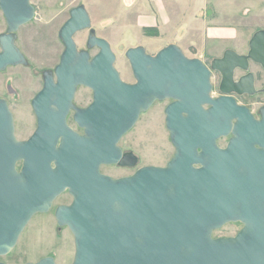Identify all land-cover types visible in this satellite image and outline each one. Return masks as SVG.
Returning <instances> with one entry per match:
<instances>
[{
    "label": "water",
    "instance_id": "95a60500",
    "mask_svg": "<svg viewBox=\"0 0 264 264\" xmlns=\"http://www.w3.org/2000/svg\"><path fill=\"white\" fill-rule=\"evenodd\" d=\"M8 30L0 34V70L26 63L16 31L35 14L31 0H0ZM84 5L71 9L59 36L61 60L44 75L33 99L37 128L26 140L15 136L14 119L0 99V254L10 252L33 217L51 208L65 190L73 195L56 217L75 236L72 264H264V119L232 96L254 93L250 59L264 67V28L254 32L247 53L226 49L210 66L170 44L156 55L142 46L127 50L135 83L122 80L108 40L91 29V57L74 35L90 28ZM212 71L222 75L213 97ZM78 85L93 100L67 123ZM170 98L167 127L176 152L167 166H143L131 176L112 178L102 164L135 165L118 142L156 99ZM231 133L228 147L218 139ZM21 162L20 169L17 164ZM241 220L234 237L214 238L227 222ZM56 264L52 257L35 263Z\"/></svg>",
    "mask_w": 264,
    "mask_h": 264
},
{
    "label": "rangeland",
    "instance_id": "374dc122",
    "mask_svg": "<svg viewBox=\"0 0 264 264\" xmlns=\"http://www.w3.org/2000/svg\"><path fill=\"white\" fill-rule=\"evenodd\" d=\"M179 0L180 14L174 17L177 24L170 20L156 27L141 25L140 16L156 15L157 9L151 0H31L34 17L16 31V43L26 58V63L9 65L0 70V98L8 101L14 119L15 136L26 140L37 128V116L33 99L44 86L45 72H52L61 60L65 45L59 32L70 18L71 9L84 5L91 18L90 28L80 30L74 35L79 51H87L93 57L98 47L89 48L88 39L91 29L97 36L109 41L115 54L114 67L123 81L135 83L137 80L129 58L128 49L142 46L146 52L156 55L162 48L176 44L189 58H199L210 66L215 57L222 56L227 48L240 53H247L249 41L260 28H264V0H214L206 1V12H199L197 2ZM227 2L231 12H223ZM188 3V2H187ZM190 7V8H189ZM194 13V14H193ZM216 18L218 26L234 29V34L221 35L215 39L206 38L203 33H194L193 20L204 22ZM172 24V25H171ZM203 24L199 25V29ZM8 30L5 16L0 9V34ZM196 34V35H195ZM200 34L202 37H200ZM256 71V67H253ZM238 71L236 75L238 76ZM213 97H218L220 77L212 71ZM261 81L258 85L260 86ZM10 86L14 88L9 90ZM93 90L85 85H78L72 100V107L67 116V123L77 132L85 134V128L75 120L78 110L86 108L93 100ZM172 99H156L151 106L142 111L135 124L121 137L118 146L124 152H133L138 160L134 166L102 164L100 170L110 177L122 178L133 175L143 166H167L176 152L171 132L167 127V106ZM239 102L248 105L258 114L259 104L252 99L239 98ZM229 137L218 139V145L225 146ZM21 167V162L17 168ZM73 195L67 189L53 201L51 208L38 212L29 221L21 233L15 247L0 259L7 264L35 263L42 258L52 257L56 264H72L75 257V236L68 225L60 224L56 210L60 205H69ZM242 221H230L213 230L214 238L234 236L243 229Z\"/></svg>",
    "mask_w": 264,
    "mask_h": 264
},
{
    "label": "crops",
    "instance_id": "0c3cea01",
    "mask_svg": "<svg viewBox=\"0 0 264 264\" xmlns=\"http://www.w3.org/2000/svg\"><path fill=\"white\" fill-rule=\"evenodd\" d=\"M151 1L154 7H156L157 9V14L140 16L139 23L141 25H150V26L156 27L159 24L162 25L163 22H166L168 20H170L171 23L174 22L173 25L178 23V21L175 20L174 17L169 18L170 14L168 13V10H170L171 16L173 15L177 17L180 14L179 9H178V5H180L179 0H151ZM195 1L197 2L198 11L203 12L204 14L206 12V1L208 0H195ZM214 1L216 2L215 7L217 8V6L219 5L218 0H214ZM185 4H187L188 6L190 4L191 6V2L189 0H185ZM231 4H233V2L231 3L227 2V4H225V8L223 7V10H224L223 12H226V13L231 12L232 9L229 8V6L231 7ZM218 21L219 20L217 18L213 20V17H211L210 20H207L206 22H204L203 19L193 20L191 22V27L193 28L194 33H199L198 31H200V33H203L206 36V38H209V39H215L219 37L220 35L221 37H225L224 36L225 34H229V35L234 34L233 28L226 27L224 25L218 26ZM201 24H203V26H201V28L199 29L198 27ZM200 37H202L201 34H200Z\"/></svg>",
    "mask_w": 264,
    "mask_h": 264
},
{
    "label": "flooded vegetation",
    "instance_id": "af4514ba",
    "mask_svg": "<svg viewBox=\"0 0 264 264\" xmlns=\"http://www.w3.org/2000/svg\"><path fill=\"white\" fill-rule=\"evenodd\" d=\"M6 32V31H5ZM17 36V35H16ZM16 42V41H15ZM16 45H17V43H16ZM18 46V45H17ZM0 51H1V48H0ZM218 57H220V56H218ZM249 66H250V68H249V71H243V70H241V69H236L235 70V79H238V78H240L241 76H243V75H245V74H247V72H252L253 74H254V85H255V92L254 93H250V92H244V93H237V92H234L233 94H232V96L236 99V101L240 104V105H243V106H246L249 110H250V112L253 114V116L257 119V120H263L264 119V67H263V65L262 64H260V63H258V62H255L254 60H251L250 59V63H249ZM253 67H256V71H254V69H253ZM240 72V74L237 76L236 75V73L237 72ZM215 72H217L218 73V75H219V77H220V82H219V91H220V83H221V80H222V75H221V73L219 72V71H215ZM259 81H261V84H260V86L258 85V83H259ZM14 88H12L11 86H10V88H9V90L11 91V90H13ZM222 93H221V91H220V94H219V96L221 95ZM243 97H245V98H250V99H252V101H253V103L254 104H259V106H258V108H259V112H258V114H256L255 112H253L252 111V109L248 106V105H246V104H244V103H241V102H239V98H243ZM0 99H4V100H6L4 97H1ZM6 102H7V104H8V101L6 100ZM9 107V106H8ZM69 125V124H68ZM70 126V125H69ZM71 127V126H70ZM72 128V127H71ZM73 129V128H72ZM74 130V129H73ZM75 131V130H74ZM75 132H77V131H75ZM77 133H79V134H84V133H80V132H77ZM33 134V133H32ZM31 134V135H32ZM30 135V136H31ZM29 136V137H30ZM228 137H229V139H228V141H227V143H226V145L225 146H220V147H222V148H226V147H228V145H229V143L231 142V140L235 137V134L234 133H231V134H229V135H227ZM225 137V136H224ZM28 139V138H27ZM255 146H256V148H258V149H264V147H261L259 144H255ZM124 154H126V153H133V152H124V151H122ZM134 154V153H133ZM136 155V154H135ZM137 156V155H136ZM138 158V157H137ZM137 163V162H136ZM118 165H120V166H134V165H128V164H125V165H121V164H119V163H117ZM20 169V168H19ZM138 170V169H137ZM101 171V170H100ZM136 173V172H135ZM234 221V220H233ZM236 221H241V220H236ZM243 227H244V225H243ZM242 230V229H241ZM240 230V231H241ZM239 231V232H240ZM239 232H237L234 236H236ZM234 236H230V237H234ZM9 253V252H8ZM8 253H4V254H0V256H5V255H7ZM0 264H7L6 262H4L3 260H1L0 259Z\"/></svg>",
    "mask_w": 264,
    "mask_h": 264
}]
</instances>
